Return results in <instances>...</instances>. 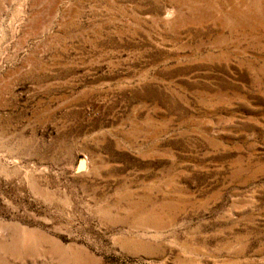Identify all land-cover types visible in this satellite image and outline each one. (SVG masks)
<instances>
[{"label": "rangeland", "instance_id": "rangeland-1", "mask_svg": "<svg viewBox=\"0 0 264 264\" xmlns=\"http://www.w3.org/2000/svg\"><path fill=\"white\" fill-rule=\"evenodd\" d=\"M227 4L0 0V264H264V0Z\"/></svg>", "mask_w": 264, "mask_h": 264}, {"label": "bare ground", "instance_id": "bare-ground-1", "mask_svg": "<svg viewBox=\"0 0 264 264\" xmlns=\"http://www.w3.org/2000/svg\"><path fill=\"white\" fill-rule=\"evenodd\" d=\"M214 1H215V0H214ZM226 1L228 2L227 6H228L229 4L232 6V13L235 14V13L237 12V10H236V7H235V5H234V0H226ZM167 18H168V15L165 14L164 19H167ZM79 167H80V165H79ZM82 168H83V164H82Z\"/></svg>", "mask_w": 264, "mask_h": 264}]
</instances>
